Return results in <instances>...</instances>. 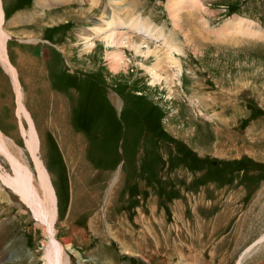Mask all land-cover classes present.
Listing matches in <instances>:
<instances>
[{
    "label": "rangeland",
    "instance_id": "1",
    "mask_svg": "<svg viewBox=\"0 0 264 264\" xmlns=\"http://www.w3.org/2000/svg\"><path fill=\"white\" fill-rule=\"evenodd\" d=\"M1 1L38 157L58 193L62 264H264V0H194L202 2L197 10L193 0H120L124 14L163 35L133 38L157 56L170 49L165 39L181 46L182 55H172L182 74L170 92L152 86L142 67L156 56L147 62L123 49L130 66L117 73L107 57L116 47L98 39L85 51L92 26L108 14L118 20L110 0ZM14 95L0 62V131L36 182ZM0 163L10 172L1 154ZM36 218L0 181V264H44L45 230Z\"/></svg>",
    "mask_w": 264,
    "mask_h": 264
},
{
    "label": "bare ground",
    "instance_id": "2",
    "mask_svg": "<svg viewBox=\"0 0 264 264\" xmlns=\"http://www.w3.org/2000/svg\"><path fill=\"white\" fill-rule=\"evenodd\" d=\"M56 1H60L61 4H63V3L70 4L71 2H73L72 0H41V2L40 1L38 2V4H40L41 6L42 5L47 6L49 4H52V2H56ZM110 1H111V4H110L111 10L110 11H111V13H114L117 16L118 20H116L112 15L108 14V17L105 18V20H103V18H101L99 20L102 24H100L96 27L92 26V29L90 27V29H91L90 34L85 35L86 33L85 34L83 33L84 35H83L82 40L84 42L85 51L90 52L91 50H93V48L95 47V45L97 43L95 41L98 39L99 40L102 39V41H104V43L108 47H111V48L116 47L115 49H117V50L114 52L111 51V53H108L107 57L111 59L110 66L112 65L113 70L116 71L117 73L120 71V69L121 70L123 69V71H128V68L130 66L129 61L127 60L128 58H126V56L123 53V49H126V50L128 49L130 51H134L135 56H137V57L141 56L147 62L149 61L150 57L156 56L157 60L155 59L156 62L153 66L145 67L144 65H142V67L144 69H146L148 71L149 75L151 76L152 86L156 85V84H159V86H160L161 84L164 83L165 86H168L167 89H169V92H170V90L174 87L173 85L176 83V81L179 80L178 77L181 76V74H182L181 67H180L181 64L179 65L178 61H177L178 58L175 59V56L172 55L173 52H175V54L180 53L182 55L180 49H178V48H181V46L175 45L172 40H166L165 39L164 44L170 48V49H168L169 52L167 51L168 53L166 52V55L157 56L160 54V53L157 54L158 50H154V49L151 50V48L145 47L146 43H144V42L140 43V41L138 39L136 40L135 38H133L132 37L133 35L131 32H133L134 34H137L138 36L139 35L143 36L144 38L141 37L143 41L144 40L145 41L146 40H148V41L149 40H152V41L157 40L158 41L163 36L162 33H155L154 32L155 29L151 28L150 24L143 22V20H141L139 18H133L132 14L131 15H129L128 13L124 14L125 10L122 8V5H120V2H121L120 0H110ZM175 1L177 4H181V2H182L181 0H175ZM46 3H47V5H46ZM91 3L94 6H98V4H99V2L97 0H91ZM176 3H174V5H176ZM185 3H187V2H185ZM201 3L197 4L193 0L191 2V6H192L191 8H194L195 10L197 8H201L202 7ZM171 4H173V3H171ZM171 4H168V5L172 6ZM184 5L185 4H182L181 6L183 7ZM173 6H172V9H173ZM167 8H171V7H167ZM182 9H184V8H181V10ZM170 10L167 9V11H169V13L172 14V12H170ZM174 10H176V9H174ZM104 12H105V9H104ZM180 12L181 11L179 10V13ZM177 13L178 12H176V14ZM170 14H168V15H170ZM183 14H185V13H183ZM178 15H176V16H178ZM181 15L182 14H180L179 16H181ZM72 16L73 15L71 13L65 17H67V19H68ZM173 16H175V15H173ZM171 17H172V15H171ZM62 19H63V17L60 16V19H58L57 21H61ZM177 19H179V17ZM26 20H25V22H26ZM179 20H181V19H179ZM4 22H5V12H4V8L2 5V1L0 0V33H1V37H0V62L3 66V68L5 70H7V73L9 74V76L12 80L13 87L15 89L16 95H14V96H17V103H18V107H16L17 108L16 114L20 118V123H19L20 125L19 124L18 125L21 127V130H22L21 133L25 138L26 143L25 142L24 143L26 144L28 151L31 153V155L33 157V161L36 165V169L38 172V174H37L38 177H37V181L35 182L34 177L31 174L33 172L32 171L30 172L28 170L29 168L28 169L26 168V166H25L26 164H22L21 161L16 156L11 154V152H10L11 149L9 150V146L11 144L10 145L7 144L8 143L6 140L7 138L0 131V154L3 155L6 159H8V162L10 165V172L6 171L5 169L0 171V181L2 182L3 185L9 187L11 189V191L21 200V202L24 203L29 208V210H31L36 215V217L40 221L39 224L42 227H44L46 241L43 243L44 247H43L42 262H44V264H62V261L60 259V255H59L61 253L60 252L61 246L57 240V230H56L57 227H55V225L57 224L56 221H57L58 216H59V212H58V208H57V197H56V193H55V189H54L55 187L52 184L51 175H50L49 171L44 166V164L42 163L40 158L38 157V151H40L39 150L40 141H39V138L37 137V131L35 130L34 123L32 122V120L30 118V115L27 111V108H25V106L22 102V90H21V84H20L19 77H18V71H17L16 67L12 64L11 59H10L9 54H8L7 44H8V40L11 39V36L4 29V27H3ZM23 22H24L23 16H21V18L15 19L12 24H19V23H23ZM130 22H131V25H130ZM54 23H55V21L53 19H51L50 24L53 25ZM228 25H232V22ZM228 25L223 26V27H226V30H229ZM178 26H179V24H178ZM226 30H224V32L227 33ZM245 31H246V29H245ZM232 32H233V34H238L237 28L236 29L234 28ZM259 34L260 33L257 32L254 35H252V36L250 35V36L255 37V38H259L258 37ZM244 35H248V34H244ZM28 37L31 38L32 35H30ZM37 40L38 39H36V38L33 39V41H37ZM143 46L145 48H147L146 51H144ZM166 60L169 61V64L174 65L176 67L175 68L176 71H172L173 69L171 70L170 67H164L163 68V66L166 64V62H165ZM172 94H170V96ZM23 116L28 121L29 129H26L23 127V124H22V120H24ZM10 143H11V141H10ZM12 149H14V148H12ZM0 166L2 167L1 163H0ZM36 169H35V171H36ZM118 178H119V176L117 177V179ZM99 218H100V216L97 215L96 219L99 220ZM112 229L109 228V231H112ZM151 229H153V228H151ZM179 232H180V230H179ZM263 240H264V235L262 236V238L260 237L258 243L262 242ZM71 244L68 243L67 248L73 254L77 255L76 257H78L81 260V258L79 257V253L75 251V249L72 247ZM133 244L135 245V243H133ZM118 245L120 247V250L123 251L125 254H127V256L128 255L132 256L134 254L133 251L131 252L130 247H127V245L125 243H118ZM249 249H247L246 252ZM246 252H244V254ZM135 255L141 256V254H137V253H135ZM243 256L244 255H242L241 258ZM245 256L243 258H245ZM167 262H169V261H167ZM79 263H81V262H79ZM241 263H242V259L238 262V264H241Z\"/></svg>",
    "mask_w": 264,
    "mask_h": 264
},
{
    "label": "crops",
    "instance_id": "3",
    "mask_svg": "<svg viewBox=\"0 0 264 264\" xmlns=\"http://www.w3.org/2000/svg\"><path fill=\"white\" fill-rule=\"evenodd\" d=\"M48 171H49V173H50V169H48ZM50 175H51V173H50ZM51 180H52V177H51ZM52 184H53V186H54V183H53V181H52ZM112 184V183H111ZM55 187V186H54ZM55 189V193H56V197H57V208H60V206H59V199H58V193H57V190H56V187L54 188ZM110 194V193H109ZM73 196V195H72ZM108 196V195H107ZM74 199H76V200H74ZM74 199H73V201L71 202V205H73V203H74V206H77L78 204H80V202H79V200H78V196L76 195V196H74ZM83 199H85V198H83ZM106 199H107V197H106ZM106 199L104 200V202H105V205L107 206V203H108V201H109V199H108V201H106ZM86 200V199H85ZM88 203L89 202H91V200H86ZM103 203V202H102ZM104 205V206H105ZM72 208H74V207H72ZM118 253V252H117ZM118 255L119 256H122V254H120V252L118 253ZM118 261V260H117ZM116 264V263H115ZM122 264V263H121Z\"/></svg>",
    "mask_w": 264,
    "mask_h": 264
}]
</instances>
